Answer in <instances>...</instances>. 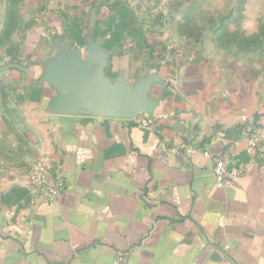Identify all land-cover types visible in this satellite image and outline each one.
Here are the masks:
<instances>
[{"label": "crops", "instance_id": "obj_1", "mask_svg": "<svg viewBox=\"0 0 264 264\" xmlns=\"http://www.w3.org/2000/svg\"><path fill=\"white\" fill-rule=\"evenodd\" d=\"M62 1L18 0L17 26L0 41V264H116L119 254L118 264H264V141L249 148L246 139L250 126L264 128V75L177 58L124 3L99 12L94 0ZM9 5L0 0L1 37ZM61 50L84 73L106 55L113 86L157 75L148 102L175 116L143 128L89 107L72 112L47 76ZM225 152L237 158L219 187L211 164ZM43 154L65 180L53 203L18 182Z\"/></svg>", "mask_w": 264, "mask_h": 264}, {"label": "rangeland", "instance_id": "obj_2", "mask_svg": "<svg viewBox=\"0 0 264 264\" xmlns=\"http://www.w3.org/2000/svg\"><path fill=\"white\" fill-rule=\"evenodd\" d=\"M94 2L97 5L104 4L99 12L107 10L105 5L110 8L118 3L130 6L135 11L140 25L138 27L142 29L144 36L149 35L151 41L165 40L177 58L198 55L210 60H225L253 66L264 75V0ZM52 9L55 8H50L51 11ZM50 10L48 11L51 12ZM40 15H45L44 18L52 16L44 11L38 16ZM159 50L154 49L158 52ZM26 51L30 53L33 50ZM25 52H22L23 57L28 59L29 53Z\"/></svg>", "mask_w": 264, "mask_h": 264}, {"label": "water", "instance_id": "obj_3", "mask_svg": "<svg viewBox=\"0 0 264 264\" xmlns=\"http://www.w3.org/2000/svg\"><path fill=\"white\" fill-rule=\"evenodd\" d=\"M99 64L90 72H83V65L77 56L61 50L57 60L49 63L47 76L64 90L66 100L73 111L80 107H89L114 117L129 119L140 111H152L154 104L148 102L146 91L152 79L157 75L147 74L131 88L120 84L110 85L104 76L106 55L96 56Z\"/></svg>", "mask_w": 264, "mask_h": 264}, {"label": "built area", "instance_id": "obj_4", "mask_svg": "<svg viewBox=\"0 0 264 264\" xmlns=\"http://www.w3.org/2000/svg\"><path fill=\"white\" fill-rule=\"evenodd\" d=\"M175 116L173 110L170 111H140L135 116L127 119L135 126L150 128L160 120L169 119ZM246 139L249 148L257 147L264 141V128L255 124L246 131ZM237 154L235 152H225L215 158L211 164V173L217 186H222L226 181L227 171L230 166L235 164ZM243 169L239 167L238 173ZM18 182L36 191L38 198L42 201L53 203L59 200L65 189V180L62 176L53 173V160L48 154L39 156L26 171L19 174ZM124 254H119L115 263L125 261Z\"/></svg>", "mask_w": 264, "mask_h": 264}, {"label": "trees", "instance_id": "obj_5", "mask_svg": "<svg viewBox=\"0 0 264 264\" xmlns=\"http://www.w3.org/2000/svg\"><path fill=\"white\" fill-rule=\"evenodd\" d=\"M18 4V0H10V5L8 8V16L7 20L4 25V29L2 32V36H0V41L4 39H8L12 31L16 28L17 23H18V16L16 13V6Z\"/></svg>", "mask_w": 264, "mask_h": 264}]
</instances>
